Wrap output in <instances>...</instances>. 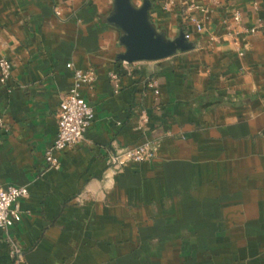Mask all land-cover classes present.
<instances>
[{"label": "crops", "instance_id": "crops-1", "mask_svg": "<svg viewBox=\"0 0 264 264\" xmlns=\"http://www.w3.org/2000/svg\"><path fill=\"white\" fill-rule=\"evenodd\" d=\"M174 2L152 0L151 18L170 39L184 25L194 48L125 64L113 0H0V59L13 62L0 76V183L29 188L21 220L0 228V264L11 240L23 264H264V0H220L201 33ZM235 10L258 29L243 56L227 34ZM73 68L96 70L81 88L95 117L52 168ZM146 141L152 161L109 168L110 151Z\"/></svg>", "mask_w": 264, "mask_h": 264}, {"label": "built area", "instance_id": "built-area-1", "mask_svg": "<svg viewBox=\"0 0 264 264\" xmlns=\"http://www.w3.org/2000/svg\"><path fill=\"white\" fill-rule=\"evenodd\" d=\"M174 0H160V5L164 10L174 6ZM220 0H209L206 5L197 4L196 0H186L185 9L187 21L193 25L196 32L204 31L206 14L214 6H218ZM258 4L254 3V8L258 10ZM59 14L60 11L57 10ZM227 34L243 42L238 45V54L243 56L245 49L250 46L252 36L258 32L255 26L248 25L244 21L240 10H235L232 21L228 23ZM212 42L218 41V36H211ZM125 64L127 62L123 61ZM72 67L71 63H68ZM13 62L8 58L0 59V76L3 81H7L12 76ZM74 81L68 94L62 99L58 110V131L55 140L47 147L45 157L49 167L59 168L60 161L56 153L68 148H72L85 140V132L95 117L93 106L87 101L81 92L83 86L89 89L94 88L97 79L96 70L93 68L80 69L73 68ZM111 78L117 81L116 72H111ZM117 86V84H116ZM149 86L159 93V81L152 78ZM149 116L145 110L142 111L139 120V128H144ZM157 155L155 142L146 141L135 146H125L110 151L107 158L109 168L119 171L131 162H149ZM29 195V188L26 185H3L0 183V228L7 230L21 220L20 200ZM10 256L12 264H23L25 254L21 246L11 240Z\"/></svg>", "mask_w": 264, "mask_h": 264}, {"label": "water", "instance_id": "water-1", "mask_svg": "<svg viewBox=\"0 0 264 264\" xmlns=\"http://www.w3.org/2000/svg\"><path fill=\"white\" fill-rule=\"evenodd\" d=\"M151 8L152 0H143L140 6L132 0H113L107 20L122 32L120 43L125 50L118 54L119 60L127 63L156 61L194 48L183 30L173 39L159 31L151 18Z\"/></svg>", "mask_w": 264, "mask_h": 264}, {"label": "trees", "instance_id": "trees-1", "mask_svg": "<svg viewBox=\"0 0 264 264\" xmlns=\"http://www.w3.org/2000/svg\"><path fill=\"white\" fill-rule=\"evenodd\" d=\"M181 29L186 33V27L184 25L181 26Z\"/></svg>", "mask_w": 264, "mask_h": 264}]
</instances>
